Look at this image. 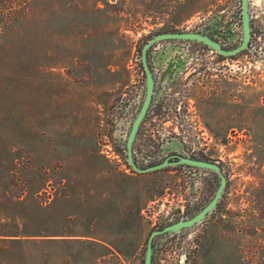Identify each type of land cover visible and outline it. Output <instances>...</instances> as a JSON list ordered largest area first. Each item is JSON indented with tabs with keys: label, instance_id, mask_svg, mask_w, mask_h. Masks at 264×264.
Returning <instances> with one entry per match:
<instances>
[{
	"label": "rangeland",
	"instance_id": "obj_1",
	"mask_svg": "<svg viewBox=\"0 0 264 264\" xmlns=\"http://www.w3.org/2000/svg\"><path fill=\"white\" fill-rule=\"evenodd\" d=\"M251 14V46L225 56L223 72L203 43L154 45L155 66L160 56L189 66L154 99L187 142L148 119L138 164L193 146L228 177L205 220L158 237L154 264H264V0H251ZM176 30L233 48L241 0H0V264H143L153 230L213 198L216 172L139 173L127 159L145 95L142 47Z\"/></svg>",
	"mask_w": 264,
	"mask_h": 264
},
{
	"label": "water",
	"instance_id": "obj_2",
	"mask_svg": "<svg viewBox=\"0 0 264 264\" xmlns=\"http://www.w3.org/2000/svg\"><path fill=\"white\" fill-rule=\"evenodd\" d=\"M241 14H242V40L241 42L233 48L224 47L218 40L212 36L198 31H187V30H176V31H163L152 36L142 48V62L146 70V93L142 105L132 123L131 130L129 132L126 147H127V159L133 170L139 173H149L164 169L169 166L176 165H189L192 167L206 169L209 171L216 172L220 177V183L213 196V198L196 214L189 218H182L176 222L170 223L161 229L154 230L151 233L148 248L145 256L144 264H153V238L161 234H173L179 232L183 229H187L195 226L196 224L205 220L210 213H212L218 206L219 202L224 196L225 190L228 185V177L222 167L214 160L207 159H196L184 155H175L176 159L166 158L165 160L142 167L138 164L134 155V146L137 140V136L140 127L147 116V113L152 105L154 97V87H155V74L151 69L148 61V51L156 43L167 41V40H177V41H192L200 42L212 50L222 54L224 56H234L242 53L251 46V41L253 37L252 33V14H251V0H241Z\"/></svg>",
	"mask_w": 264,
	"mask_h": 264
},
{
	"label": "flooded vegetation",
	"instance_id": "obj_3",
	"mask_svg": "<svg viewBox=\"0 0 264 264\" xmlns=\"http://www.w3.org/2000/svg\"><path fill=\"white\" fill-rule=\"evenodd\" d=\"M252 33H253V29H252ZM205 46H207V45H205ZM154 48H155V46H152L148 51L149 65L155 74L154 97H153L152 105H151L143 123L149 119V124L151 126L153 125V129H151V130H154V132H157L159 134L164 135L165 133L163 132V130H166L169 134L175 135V136L169 137L170 139L175 138V139H179L183 142H187L186 139L184 138V136H182V133L178 130L179 129L178 124H177L178 121H174L173 123H171L172 126L169 127L170 129H167V127H164V125H166L168 122H170L167 120V118L170 117V113L167 111V107L165 106V104L162 101H158L157 103H155L154 99H155V94H157V93L167 94V89H166L167 86L166 85L168 83L164 82V80L168 76V74H170L173 77L177 73V71H179L180 73H183V69L187 70L189 68V66H181L180 65V61H182L181 57L173 58L172 60L168 59V63L163 65L165 62V58L162 56L156 58L157 61L159 62V64L162 63V65H158V66L156 65L155 66L156 63L152 62L153 61L152 54L155 53ZM212 53H218V52L212 50ZM218 56H219L218 57L219 61H222L221 62L222 63V70L221 71L223 72L224 71V58H225V56L222 54H219V53H218ZM214 58L215 57H212L211 59H214ZM141 61H142V54H141ZM142 67H143V72L146 75V70H145V67L143 65V62H142ZM146 87L147 86H146V82H145V93H146ZM144 97H145V95H144ZM143 100H144V98H143ZM175 109L177 110L178 108L175 107ZM175 109H172V112L174 113L175 118L178 119L179 118L178 115H180L182 113V109H178L179 110L178 112ZM159 127H162V130ZM154 128H156V129H154ZM202 134H204V133H202ZM169 138H167V140H170ZM157 140H158V142H161L164 139L161 138V139H157ZM160 147H162V144ZM187 149H188V152H186L185 150L173 149V150L167 152L166 154H161L160 153L161 151L159 150L157 152H153V155L150 157L163 161L166 158L176 159L177 157H174L175 155H184V156H189V157L196 158V159L211 160V159H208L207 156L203 153L204 149H197L196 147H193V146H190ZM187 166H189V165H187ZM190 167H192V166H190ZM194 168H196V167H194ZM178 220H180V219H177V220L172 221L170 223L176 222ZM170 223H168V224H170ZM168 224H166V225H168ZM163 227L164 226L158 227L157 229H161ZM157 229H155V230H157ZM161 235H164V234H161ZM161 235L155 236L153 238V241H152V246H153V251H154L153 264H154L155 255H156L157 251L159 250L160 246L163 245V243L158 240V237ZM150 236H151V234H150ZM150 236H149V239H150ZM149 239L147 242L146 252H147V248H148ZM146 252L144 255V259H143V264L145 263Z\"/></svg>",
	"mask_w": 264,
	"mask_h": 264
},
{
	"label": "trees",
	"instance_id": "obj_4",
	"mask_svg": "<svg viewBox=\"0 0 264 264\" xmlns=\"http://www.w3.org/2000/svg\"><path fill=\"white\" fill-rule=\"evenodd\" d=\"M253 37H254V30H253ZM253 37H252V39H253ZM252 42V41H251ZM244 52V51H243ZM224 196H225V193H224ZM224 196H223V198H224ZM223 198L221 199V201L219 202V204H218V206L217 207H219L220 206V203H222V200H223Z\"/></svg>",
	"mask_w": 264,
	"mask_h": 264
}]
</instances>
